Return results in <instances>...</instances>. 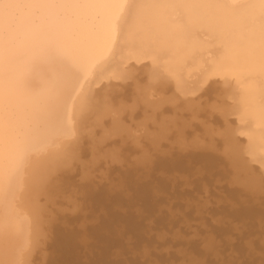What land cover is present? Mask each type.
<instances>
[{
    "label": "bare ground",
    "instance_id": "1",
    "mask_svg": "<svg viewBox=\"0 0 264 264\" xmlns=\"http://www.w3.org/2000/svg\"><path fill=\"white\" fill-rule=\"evenodd\" d=\"M143 16H145L144 19L146 22L142 21V23L146 24V26L144 25L145 27H147V24L149 23H147V20H149L153 26L155 25L160 27V25H165L166 27L169 26V28H173L172 30L174 31V28H176V30H178L179 34L182 37H180V40H184L186 44L187 51L185 53L187 55H194L189 59V62L194 65L196 64V66L198 65L199 67L203 66L206 68V75H204V78H199L196 82L194 81L195 83L193 84H188L186 81L188 75H184L186 74V68L188 67V65H186V68L182 67V70L185 69L184 71L179 68V73L182 72L181 79L183 80V82L186 81L185 83H183L185 84L186 88L188 89L192 86L195 87L194 90H192L194 91V93L192 91H189L191 93L189 94V97L193 96L195 92H197L199 96L203 95V93H207V91L210 92L215 82H217L223 76L225 77V75L229 73V70H231V68L233 67L237 68L235 70L237 73L239 72L241 75H243L241 76V79L242 77H244V79L246 80L248 77V72H246V69H250V67L252 69L253 67L257 68L256 70H258L263 67L264 70V0H0V264H81L79 260L80 254L87 252L85 250L84 252H80L81 247H83L82 250L84 248L89 249L87 254L89 255L90 248L94 246L96 248H99L102 245V250H106L107 247H109V249H113V246H118V231L120 228V224L117 225L119 222V217L116 214V211L118 209L115 210V208H118V206L122 205L124 202L122 204H119L118 199L121 197L116 199V197L114 196L110 199L107 198V195L109 194L106 193L105 195H101L102 192H100L101 194H97L98 192H95L93 194V191L91 192L90 190L92 184L90 187L84 186L87 180H89L87 179L88 176H86L84 172H82L84 174L81 175V177L83 176V179L84 177H86L85 180H87L86 182L82 180L84 181V185L83 182H79L81 183V186L83 185L84 187L82 186L83 188L81 192L80 190H78V192L76 191L75 194H81L84 202L87 200L95 201V203H99L98 205L100 206L106 204V201H108V199L110 201H114L113 205L110 203L111 209L109 210H111V215L108 213L105 214L103 218L101 216L102 221L98 226L92 228L94 229V232L91 234V232L86 228H84L85 230L81 231L69 228L68 220H70V218L67 214L65 215L63 213V209L60 210L61 208L59 209L56 206L58 205V203L59 205H61L62 202L60 201H62V199H66V201H68V198L70 199V197H66V194L69 191V187L71 186L70 184L72 183L69 182L71 180L73 181L74 178V180H76V177L72 176L73 174H71V176L74 178L72 179L70 177L69 179L67 178V175H69L71 172H67V174L63 171H67V168H69L71 164L75 167V162L80 158V156L81 158H83L80 151L82 143L86 140V133L84 131L89 129L91 126L90 120L93 119V116L105 117L107 114L113 111V109L110 110L112 108V104L110 103V97L112 95L117 96H113V99L123 96L120 92L121 90L117 89L118 87L115 89V86L111 80V75L113 74L114 77L118 76V72H120L121 69L125 67L124 65L126 63L124 61L139 62L141 58V55L139 56L138 51L136 50L137 52H134L133 49L137 48L136 46H134L138 44L136 42L142 40L141 37L143 36V29L142 27H139V22L141 21V19L139 20V17L141 18ZM150 25H148V27ZM258 27H262V29L258 30ZM151 28L153 29L152 26ZM250 28H256L257 30V32H255L256 34L254 33L255 35L252 40H250L248 36L243 45H233L228 49H222V54L219 55L218 58H210V55L205 53L206 49L209 46L207 41H211L209 34L222 36L231 33L233 29H238V31L246 34L248 32V29ZM152 29L151 31L154 30ZM152 34H154V31L152 32ZM162 34L164 35L163 31ZM165 35L164 37L167 38V36ZM184 36H187V38L184 39ZM148 40L149 38H147L146 41ZM165 41L167 42V40ZM222 43H220V45ZM247 43H249V45L248 47H246V49H244V45ZM215 47H219V45L216 43ZM143 51H140V53ZM176 53V56L180 57L178 55L179 52L176 51ZM178 57H175V59H177ZM144 58L145 57L143 56V61ZM168 59L169 58H166V60L163 59V62L165 61L166 63ZM179 59L182 58L180 57L178 58V60ZM160 61L162 62L161 59ZM168 61H170V59ZM157 64L159 65V63ZM178 65L179 64H177V66ZM194 65H192V67ZM210 65L211 67H209ZM173 66L172 68H174ZM128 67L130 68L129 64ZM160 67L163 66H161L160 64ZM131 70L130 73L133 72ZM165 70L166 69H164V71ZM140 72H142V74L144 73L143 71ZM211 72L213 74L212 76H209ZM134 73H137V71L133 72V74ZM124 74H126L127 77V72H125ZM134 76H137V74H135ZM140 76H142L141 73ZM238 77H240V75H238ZM118 78L116 77V79ZM147 78H149L150 80L151 77ZM153 79L152 81H149L147 79V81L149 83L154 82L155 80L153 81ZM230 79H234L233 76H231V78L229 79H226V82L228 83ZM200 80L202 82H205V80L207 81V83L205 84L202 83L205 85L204 90H202L203 85L201 84ZM117 81L118 80H116V82ZM156 83L157 82L153 84L157 86ZM176 83H179V86L176 87L179 89L180 82ZM146 84L147 90L149 89L148 92H145L147 90L146 88H143L145 87L143 86V84L141 87L143 88L142 90L141 88H139V90L137 87L139 92L145 90L143 100L145 102V105L147 107L152 106L153 108L160 107L164 100L162 101L161 96H158L160 95V93L157 92L158 87L156 88V92L158 94L157 96H155L153 95L154 92H152L153 90H155V86L152 83H150L151 86L148 83ZM183 84L182 86H184ZM257 85L259 88V94L257 95V102L254 98V105L259 109L261 114V110L262 113H264V78H260V80H258L257 82ZM104 86H106V89L103 88ZM148 86H150L151 88L154 87V89L151 91L150 87ZM185 86L182 88L184 91L186 90L184 89ZM230 87L231 86L229 85V88ZM102 89H104V91L106 90V92L109 91L107 94H105L107 95V97L105 98H109L110 100L104 98L106 102L109 100V102L107 103L105 101L103 102V99H100L102 101V103H100L99 98H102L101 94L103 93L104 95V93H106L102 92ZM166 91H168V89ZM184 93H186V91ZM179 95H182V93ZM186 96L184 98H186L185 100H188V97ZM240 96L238 97L237 95L238 98H240ZM179 97L181 96H178L177 99ZM141 98L138 100L136 99L137 101L132 98L133 101H135L136 103L138 102V105L135 103L133 104V102L131 105H137L136 107L138 108L140 103L139 100H141ZM175 99L176 98H174V100ZM199 100L201 99L199 98ZM238 101L236 100L237 103H241ZM116 103L117 102H115V105ZM240 105H242V103ZM120 106L121 104H118V109H120ZM166 106L167 105H165V108H167ZM212 106L214 108L213 104ZM199 107H197L198 111L201 109H198ZM124 108L125 107H123V109ZM130 110L124 109L122 110L123 113H119L125 115L124 111L129 112ZM241 110L242 109L240 108L239 111ZM256 110L257 109H255V111ZM116 112L118 111L116 110ZM132 113H136V110L134 109L130 114L128 113V115L130 116ZM116 115H118V113ZM236 115H238L239 117L240 113L238 112L237 114L236 112ZM226 116L228 117V115ZM179 119L181 120V118ZM240 119L242 121L244 119H248L249 121L251 118L242 116ZM261 119L263 121L262 124L264 125V118ZM115 120L117 121L116 123L120 125L121 120L118 118V116L115 118ZM225 120L226 124L228 125V127H226L229 131H227L228 139L232 145L234 154H244V146L242 145V143H240V138H238V134L241 131L238 130L239 133H237L238 131L236 132V130L233 128L234 123H236V119H231L230 116V119L225 118L224 121ZM182 121L185 120L183 119ZM243 122L246 126L247 121L245 122L244 120ZM251 122L252 121H249L250 125H252ZM240 124L241 123L239 122V125ZM163 127L161 126V128ZM238 129H240L239 126ZM246 129L249 130L250 128ZM246 129H243L246 132H244V135L246 134L245 138L246 136L248 137V135L251 134ZM247 131L250 134H247ZM94 133L92 132V136L95 135ZM157 136L158 135H156V137ZM260 136L263 138H261L263 141L259 145L260 147L262 146L261 150L263 151L264 131L258 132V139ZM157 140L160 142V138L158 139L157 137ZM252 140L254 141V139ZM86 142H84L83 144H85ZM102 142L104 143V141H99L98 144ZM115 143L116 142H114V144ZM139 149L141 148L139 147ZM84 150L85 148L83 149V151ZM107 152H110L109 149ZM107 152L104 153L106 154ZM112 152H115L116 154L118 152L121 153L120 150H117L116 152V150L114 151V149ZM146 152L144 153L147 154ZM106 155L110 156L109 153H107ZM148 155L149 154H147L146 156L143 155V157H148ZM145 157L143 158L144 160L142 159V157H140L141 159L138 160H143L142 162L144 163L146 162L145 159H148ZM237 157L241 161L244 160V155L242 157ZM164 159L165 158L161 159L160 163L162 167H168L166 165V160ZM199 160H204V162H212L213 158L211 155H203L199 157ZM94 162L95 161H93L92 165L94 164ZM157 163H159V161H157ZM175 165L179 166V164ZM73 166L71 168H74ZM93 167L96 168V165H93L92 168ZM114 168L116 167H113V169ZM68 171H71V169ZM75 171L73 170L74 173ZM60 173H63L64 175H60ZM94 173L96 172L94 171ZM98 177L99 176H97V179H95L94 181L99 182ZM90 181L92 182V180ZM254 181H256V178L254 179ZM254 181H251L253 185L255 184ZM73 182L76 183L75 181ZM102 183L103 182H101V185ZM94 184L92 187L95 186ZM88 185H90V183ZM98 186L99 185H97V187ZM105 186L107 187V184ZM151 186L147 183L146 185H141V192H138V189L136 190L135 200L144 201V203L149 202L147 198H149V192H151V189H153H150ZM98 189H101V187H99ZM107 189H109V187H107ZM113 193H115V191ZM113 193L110 194V196L114 195ZM118 194L119 193H117L116 195L117 197ZM237 198L238 196L236 195L235 199ZM71 202L73 203V200ZM65 203L67 204V202H64V204ZM49 204L51 205L49 206ZM117 204L119 205L117 206ZM107 207L106 209H108ZM144 209L145 208H143V210ZM232 209H234L233 212H235L233 213V215L242 216L241 213H239V208L236 209L232 207ZM73 210L75 213V208ZM244 213L245 214L243 216V219L255 226L257 217L254 215V211L250 208H246ZM98 216L100 215H97V217ZM261 218L263 217L261 216ZM129 220L130 221L128 223L131 222V219ZM136 223L137 222H133L129 224L130 229L136 232L135 234L138 233V235H140L143 232V226L141 227V225H139L140 223ZM137 225L142 228L141 231ZM120 226H122V223ZM150 226L152 227L151 224ZM82 227H85V225H82ZM89 234L91 236L96 234V237H88ZM147 234H149V232ZM88 238L91 242L92 238L93 241L96 238L98 243H93V245L92 243L89 244L91 246L89 248L88 243H90V241L88 240ZM96 244H100L99 247ZM142 245L141 247L144 246ZM50 246L53 247L54 250L50 253V255H47L46 250H49V248H51ZM252 247L250 246V249ZM78 248L80 250H78ZM109 252L111 251L109 250ZM251 253L253 254L255 252L251 251ZM252 254L250 256H252ZM82 255H84V257L87 256L86 254ZM117 255L119 254L116 251L113 254V257L115 256V259L117 258L116 260H118L119 258ZM76 256L78 258H76ZM101 256L105 261V253L102 252ZM248 258L249 257H247L246 260ZM224 259L225 258H223L222 260ZM249 259L247 260L249 262L245 260L243 263L250 264L252 260ZM124 260L123 262H126ZM115 261L113 262L115 263ZM196 261L197 260H195V262ZM254 262H257V260H254ZM95 263L108 264L106 262L103 263L102 260L96 261Z\"/></svg>",
    "mask_w": 264,
    "mask_h": 264
},
{
    "label": "rangeland",
    "instance_id": "2",
    "mask_svg": "<svg viewBox=\"0 0 264 264\" xmlns=\"http://www.w3.org/2000/svg\"><path fill=\"white\" fill-rule=\"evenodd\" d=\"M144 18L145 16L141 18L139 17V20L141 19V21L140 22L138 21L139 27H142L143 29L142 30L143 36L141 37L142 40L136 42L138 44L134 46H136L137 48L133 49L134 52L138 51L139 56L141 55L139 62L124 61L127 64V66L125 63H124L125 65L123 64L125 66L123 67L124 69L122 68L123 70L121 69V71L118 72V76H116L117 78L118 77L119 78L116 79V77H114L113 74L111 75L112 77L111 80L115 86V89L118 87L117 89L121 90L120 92L123 96L116 98L117 100L113 99V96L117 97L116 95H112L110 97L111 100L109 98H105L107 97V95L105 94H107L109 91L107 92L106 90L104 91V89H106L105 88L106 86L103 87L104 89H102V92H106V93H104V95L102 93L101 94L102 98H99V100L103 99L102 101L104 102L105 101L104 98L109 99L111 101L110 103L112 104L111 106L112 108L110 110L113 109V111H111V113L107 114L105 117L93 116V119L90 120L91 123L90 128L84 131L86 133V137H85L86 140L84 142L86 141L87 142L85 144H83L84 142L82 143V147L80 151L82 157L84 158V161L83 158H81L80 156V158L76 160V162L74 161L77 164V165L75 164V167L71 164V166L67 168V171L66 170L63 171L66 173L71 172L69 175H67V178L70 179L71 177L73 179L74 177L72 176H75L77 180V181L74 180L75 179L74 178L73 181H75L76 183H74L72 180L69 182L72 183L70 184L71 186L69 187V191L67 192L66 197H70V199L68 198V201H66V199H62V201H60L62 202L61 205H59L58 203L59 207L58 205L56 206L59 209L61 208L60 210L63 209L64 211L63 213L65 215L67 214L68 217L70 218V220H68L69 228L79 231L85 230L84 228H86L92 234L94 232V229L92 228L98 226L102 221L101 216L103 218L105 214L108 213L111 215V210L109 209H111L110 205L111 204L113 205L114 201H110L108 199V201H106L107 205L104 204L103 206L102 205L100 206L98 205L99 203L97 202L95 203V201L87 200L84 202V199H82L81 194L79 193L75 194V192L76 191L78 192V190H80L81 192L84 186L90 187L91 184L93 186L95 182L94 184L95 186L94 187L91 186L92 188L90 187V190L91 192L93 191V194L95 192L96 193L98 192L97 194H101L100 192H102L101 195L103 194L105 195L106 193L109 194L107 195V198L111 199L115 196L116 199H118L119 197H121L118 199V203L122 204L124 202L122 205L117 204V206L118 205L119 206L118 208H115V210L118 209L116 211L117 212L116 214L119 217V218L117 217L119 219L117 225L119 224L121 225L122 223V226L119 225L120 228L118 227L119 228L118 244H117L118 246L116 247L113 246L112 247L113 249L111 248L109 249V247H107L106 250L103 249L104 251L101 248L102 245L99 247L100 244L98 245L96 244L99 248H96L95 246L90 248L91 246L89 244L92 243L93 245V243L95 244L98 242L96 238L93 241V238L94 236L96 237V234L92 236L89 234L88 237L89 236L93 237L91 239L92 242L88 238V240L90 241V243H88V247L90 248L89 255H87L89 249L86 248L87 249L86 250L84 248L82 250L83 247L81 248L79 247L81 249L80 250L78 248L80 252L81 251L84 252V250L87 251L85 253L80 254L79 260L81 264H87V263L96 264L95 262L99 260H102L103 263L106 262L108 264H190V263L191 264H202V263L203 264H245L243 262L246 260L247 257H249L251 259L249 258L248 259L252 260L250 264H264L263 261L264 258V219H263L264 218V167H263L264 150L262 151L261 150L262 146L260 147L259 145L263 141L262 140L263 138L260 136L258 139L257 137L259 131L260 132L264 131V125L262 124L263 121L261 119L264 118V113H262L261 110V114H262L261 115L259 109L254 105V102L255 101L257 102V98H258L257 95L259 94V88L257 82L258 80H260V78H264L263 67L256 70L257 68L252 67L251 69V67L248 66L250 67V69H246V72H248L247 80L244 79V77H242L241 79V76L243 75H241L239 72L237 73L235 71L237 68L233 67L231 68V70H229L230 72L227 73L225 77L223 76L217 82H215L210 92L207 91L208 94L203 93V95L199 96V94L195 92V94L193 95L194 97L191 95H190L191 97H189V94H191L189 91L194 90L195 87L192 86L187 89L185 84L183 83L187 81L188 84H193L199 78H204V75H206L205 73L206 68L203 66L202 67L201 66L199 67L198 65L196 66V64L194 65L189 62V59L192 58L194 55H187L185 53L187 51L186 44L183 39H182L183 41L180 40L181 35L179 34L178 30H176V28H174L175 29L174 31L172 30L173 28L171 27L169 28V26L166 27L165 25L163 26L160 25L159 27L154 25L156 27L155 28L149 20H147V23L149 22L147 24V27L148 25H150V23L151 25L147 28L145 27L146 24L142 23V21L146 22ZM151 26L153 27V29L154 28L155 29L153 30ZM262 27H258V30H261ZM150 28L154 31V34H152L153 31H151ZM233 30L231 33L222 36L221 35L216 36V34H212V35L209 34L211 41L210 42L209 40L207 41L209 46L206 49L205 53L209 54L210 58H214V57L218 58V56L222 54V49L225 48L228 49L233 45H243L248 36L250 40H252L254 38V35L256 34L255 32H257L256 28L248 29V32L246 34H243L242 32L238 31V29L234 31ZM162 31L164 35L166 33L165 36H167V38L164 37ZM147 38H149L148 41H146ZM186 38L187 36H184V39ZM165 40H167L168 43ZM216 43L219 45V47H215ZM220 43L222 44L220 45ZM164 44L166 47L164 46ZM248 45L249 43L245 44L244 49H246ZM140 51L143 52L140 53ZM176 51L179 52L178 55L182 59L178 60V58L180 57L176 56L177 55ZM143 56L145 58L146 57L148 58L146 59L144 58L143 61L142 60ZM175 57L178 58L175 59ZM166 58H169L170 61H168L169 60L168 59L165 63V61L163 62V59L166 60ZM160 59L162 60V62L160 61ZM156 61L157 63H159V65L156 63ZM176 63L179 65L177 66ZM128 64L130 68L128 67ZM160 64L163 67H160ZM186 65H188V67ZM192 65L194 66L192 67ZM172 66L178 70L172 68ZM182 67L188 68V69L186 68V74H184L186 76L188 75L187 76L188 78L185 82H183V80L181 79L182 72L179 73L180 70L179 68H181L182 70ZM209 67H211V65ZM164 69L166 70L164 71ZM130 70L133 72L137 71V73L134 74L133 72L130 73ZM184 70L185 69H183L182 71ZM123 71L127 72V77L126 74H124L125 72ZM140 71H143L145 75L144 73L142 74V72ZM140 73L142 76H140ZM135 74H137V76H134ZM212 74L213 73L211 72L209 76L210 75L212 76ZM238 75H240V77H238ZM146 76L151 77L150 80ZM231 76H233L234 79H230L228 84L226 82L227 81L226 79L231 78ZM130 78H131V82H130ZM147 79L149 81H152V79L153 81L155 80L154 82H150L152 84L157 82L156 83L157 86L153 84L155 86V90H153L154 87L152 88L150 87L151 84L147 81ZM116 80L118 81L116 82ZM144 81L150 84V86L148 87H150L151 91L153 90L152 91L154 92L153 95L157 96V94L160 93V95L158 96H161L162 101L164 100V102L160 105V107L153 108L152 106L147 107L145 105V102L143 101L144 94L145 92H148L149 89L147 90L146 88L147 84ZM124 82H127L128 85L127 83ZM176 82H180V87H179L180 90L176 88L177 86H179V83ZM202 83L205 84L207 83V81L206 80L205 82L201 81V84ZM142 84L143 86H145L143 88H146L147 91L144 90L145 92L144 91L139 92L140 90L139 88L142 87ZM182 84L185 86L184 89H186L185 90L186 93H184L185 91L182 89L184 87L182 86ZM204 84H202L203 85L202 90H204V86H205ZM229 85L231 86L230 88ZM137 87L139 90L137 89ZM143 88H141V90ZM156 88L158 93L156 92ZM167 89L168 91H166ZM179 91L182 93V95H179L181 94ZM192 92L194 93V91ZM139 94L142 96H140ZM173 94H177L178 96L181 97L177 99L178 96ZM133 95H135L137 98ZM237 95L238 97L240 95L242 96L238 98ZM185 96L188 97L187 98L188 100H185L186 99L184 98ZM198 97L201 100H199ZM132 98H134V100L136 99L138 100L141 98L142 101L139 100L140 108L139 106L138 108L136 107L138 105V102L136 103L135 101H133ZM174 98L176 99L174 100ZM221 99L223 102L221 101ZM109 100L107 102H109ZM120 100L125 103H122ZM236 100L237 101L239 100L238 102H241L242 105H240L241 103H237ZM102 101L100 100V103H102ZM201 101L203 102V104ZM205 101H207L208 103ZM115 102H117L116 103L117 106L115 105ZM132 102L133 104L135 103L137 105H131ZM118 104H121L120 109H118L119 108ZM212 104L214 105V108ZM165 105H167L166 106L167 108H165ZM122 106L125 107L124 108L125 110H130L131 108L132 109L129 112L124 111L125 113L124 115L121 114L123 113L122 110H124ZM197 107H199L198 109L200 108L201 109L198 111ZM240 108L242 109L241 111H239ZM134 109L136 110V113H132L134 115L131 114L129 116L128 113L130 114ZM228 109H230L231 111ZM255 109H257L256 111L259 113H257ZM116 110L118 112H116ZM196 111L197 113L199 112L198 116ZM236 112L237 114L238 112L240 113L239 117L238 115H236ZM117 113L118 115H116ZM226 115H228V117ZM117 116L121 120L120 125L116 123L117 119L115 120V118ZM119 116L123 119H121ZM230 116L231 119H236V123H234L233 128L236 130V132L238 130L241 131L240 133L239 131L237 133H239L238 138H240V143H242V145L244 146L243 147V152L245 151L244 154L241 153L240 155H235L233 152L232 145L229 142L228 133H227L228 125L226 124V120L224 121V119L225 118L230 119ZM242 116H245L246 118H251L249 121H252L251 122L252 125L249 124L248 119L247 120L244 119L245 122L247 121L245 126L243 122L244 120L242 121L240 119ZM179 118H181V120ZM183 119L185 121H182ZM239 122L241 123L240 125ZM102 125L105 127H103ZM161 126L164 127L161 128ZM238 126L240 127V129H238ZM246 128H250V129L248 130ZM178 129L180 130V132ZM243 129H246L251 134L252 133L253 134L251 135L247 131V134L250 135H248V137L246 136L245 138L246 134L244 135L245 130ZM92 132L93 133L95 132L94 133L95 137L92 136ZM156 135H158L157 136L158 139L160 138V142L157 140ZM252 139H254V141ZM99 141H104V143L103 142L99 143L100 144L99 145L98 144ZM114 142L116 143L114 144ZM251 144L252 147H254L255 145L256 148L255 147L254 148L257 150V154H256V150L251 147ZM139 147L142 150L139 149ZM84 148L85 150L83 151ZM108 149L110 152H107ZM113 149L114 151L116 150V152L117 150H120L121 153L118 152L116 154L115 152H112ZM104 152L109 153L110 156L106 155L107 153L105 154ZM144 152L149 154L148 157H145L147 154H145ZM111 153H115L116 155ZM143 155H145L144 156L145 158H148L145 159L146 162L144 163L142 162L144 160ZM203 155L204 156L211 155L213 161L204 162V160H199V157ZM243 155H244L243 157L244 160L243 161L239 160L237 156L242 157ZM140 157H142L143 159L142 161L138 160L141 159ZM162 157L165 158L164 160H166V165L168 167H162L160 163V160L163 159ZM104 160L106 161V163ZM93 161H95L93 165L94 166L96 165V168L93 167L94 169L92 168ZM157 161H159V163H157ZM175 164H179V166H176ZM72 166L75 169L71 168ZM113 167L116 168L113 169ZM182 168L184 171L182 170ZM70 169L71 171H68ZM72 169L74 171L76 169L78 170H76L77 172L75 171L74 173ZM94 171L98 174L94 173ZM82 172H84L85 175L88 176L87 179L89 180L86 179L87 182L85 180L86 177H84V179L83 176L81 177V175L84 174ZM62 174L63 173H60V175ZM71 174L73 175L71 176ZM77 174H79L80 176ZM97 176H99L98 177L99 182L94 181L95 179H97ZM250 178H254V179L256 178V181ZM82 180H84L87 184L85 183L84 185V181ZM90 180H92V182ZM250 180L254 181L255 184L253 185ZM79 182H83L84 186L82 185L83 186L82 187L81 183ZM101 182H103L102 185ZM89 183L90 185H88ZM146 183L149 184L150 186L152 185L150 189L153 188L151 189L152 191L149 192V198H147L149 202L144 203V201L135 200L136 190L138 189V192H141V188H140L141 185H146ZM106 184L107 187H109V189H107V187L105 186ZM250 184L253 186H251ZM97 185L99 186L97 187ZM99 187H101V189H98ZM114 191L115 193H113ZM116 191L121 196L118 194L117 197ZM112 193L114 195H111L112 196L111 197L110 194ZM235 194L238 196L237 199H235L236 197ZM72 200L73 203L71 202ZM63 201L67 202V204L66 203L64 204ZM74 204H76L77 206ZM50 205L51 204H49V206ZM106 207L108 209H106ZM232 207L236 209L239 208V213H241L242 216L233 215V213L235 212H233L234 209H232ZM74 208H75V213L73 210ZM143 208L145 209L143 210ZM246 208H250L254 211V215L257 217L255 221V226H253L251 223L243 219V216L245 214L244 211L246 210ZM76 210H77V214H76ZM97 215L100 216L97 217ZM126 216L129 217L127 218ZM261 216L263 218H261ZM129 219H131L130 223H128L130 221ZM133 222H137L136 224L140 223L139 225H141V227L143 226L142 229L139 225H137L140 228V231L141 229L143 230L142 234L140 235H138V233L135 234L136 232L130 229L129 224ZM150 224L152 225V227L150 226ZM82 225H85V227H82ZM146 232L147 233L149 232V234H147ZM133 236L135 237V239ZM141 245L143 247H141ZM250 246L253 247L250 249ZM108 249L111 252H109ZM53 250H54L53 247L49 248V250H46V254L50 255V253ZM250 250L255 253L252 254ZM116 251L119 254L117 255L119 257L118 260L121 259L119 260L120 262L116 260L117 258L115 259V256L113 257V254ZM102 252L105 253L106 256V257L104 256L105 261L103 260L104 258L101 256ZM82 254H86L87 256L84 257V255ZM90 254H93L94 256ZM251 254L254 258L250 256ZM76 258L78 257L76 256ZM223 258L225 259L222 260ZM253 259L255 261L257 260V262H254ZM123 260L126 261L127 263L123 262ZM195 260H197L196 261L197 263L195 262ZM113 261H115V263Z\"/></svg>",
    "mask_w": 264,
    "mask_h": 264
}]
</instances>
